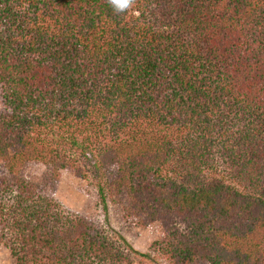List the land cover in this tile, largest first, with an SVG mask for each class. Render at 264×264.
<instances>
[{
  "label": "trees",
  "instance_id": "16d2710c",
  "mask_svg": "<svg viewBox=\"0 0 264 264\" xmlns=\"http://www.w3.org/2000/svg\"><path fill=\"white\" fill-rule=\"evenodd\" d=\"M0 101L15 264H133L47 197L80 161L167 264H264V0H0Z\"/></svg>",
  "mask_w": 264,
  "mask_h": 264
},
{
  "label": "rangeland",
  "instance_id": "374dc122",
  "mask_svg": "<svg viewBox=\"0 0 264 264\" xmlns=\"http://www.w3.org/2000/svg\"><path fill=\"white\" fill-rule=\"evenodd\" d=\"M2 104L0 101V112ZM82 177L74 170H61L58 173L57 185L53 191H47L48 198L53 199L60 208L69 213L81 215L90 219L96 228H99L116 246L129 255L133 264H167V262L156 252L150 249L154 242H160L165 238V228L159 221L146 223L143 216L134 217L126 212L119 202L111 199L106 201V210L103 208L96 180L90 172L88 165L79 163ZM44 165L39 162H30L20 169V175L31 183L40 184ZM11 178L3 163L0 162V210L4 207V213L9 214L15 189L10 188L8 193L3 192V186ZM1 182V181H0ZM9 218L10 215H4ZM4 232L0 228V238ZM147 254L144 258L133 251ZM0 264H15L9 250L0 240ZM195 264H206L196 262Z\"/></svg>",
  "mask_w": 264,
  "mask_h": 264
},
{
  "label": "clouds",
  "instance_id": "9594fccd",
  "mask_svg": "<svg viewBox=\"0 0 264 264\" xmlns=\"http://www.w3.org/2000/svg\"><path fill=\"white\" fill-rule=\"evenodd\" d=\"M109 6L117 14L125 13L136 5V0H107Z\"/></svg>",
  "mask_w": 264,
  "mask_h": 264
}]
</instances>
